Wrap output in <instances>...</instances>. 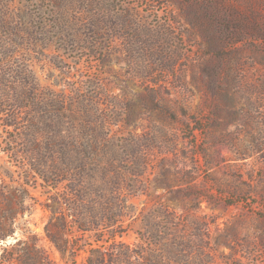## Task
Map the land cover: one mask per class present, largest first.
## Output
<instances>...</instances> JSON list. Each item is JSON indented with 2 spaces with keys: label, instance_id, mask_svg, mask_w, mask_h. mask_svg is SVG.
<instances>
[{
  "label": "rangeland",
  "instance_id": "1",
  "mask_svg": "<svg viewBox=\"0 0 264 264\" xmlns=\"http://www.w3.org/2000/svg\"><path fill=\"white\" fill-rule=\"evenodd\" d=\"M0 109V205L21 210L5 244L94 264L96 238L123 230L160 264H180L171 250L264 264V0H0ZM13 113L39 146L96 147L78 180L116 205L119 227L55 247L44 205L70 200L66 181H42V148L25 157Z\"/></svg>",
  "mask_w": 264,
  "mask_h": 264
},
{
  "label": "trees",
  "instance_id": "2",
  "mask_svg": "<svg viewBox=\"0 0 264 264\" xmlns=\"http://www.w3.org/2000/svg\"><path fill=\"white\" fill-rule=\"evenodd\" d=\"M1 96L5 102L10 99L8 94ZM23 99L24 96H20L16 101L19 103ZM3 111V109H0V113H3ZM40 112V110H33L31 114L35 115ZM19 119L22 120L23 117H20L18 113H13L8 119L4 120V124L11 126L13 130L18 129L19 139L22 141L21 146L26 148L25 157L30 159L31 154L35 155L37 150L40 151V147L42 148L41 162L44 168V172L40 174L42 181L48 184L49 174L53 172L60 183L66 181V196L70 200H66L64 205L59 204V206L44 205L52 214L58 213L56 220H53V217L49 220L50 224L53 222L52 225L56 226L55 230L51 231L47 226L45 227L47 236L55 247L62 252L66 251L69 243L68 239L71 237H66L65 233L74 235L73 229L80 230L85 234L100 230L101 226L104 225L119 227L121 225L118 224L121 215L115 211L117 210L116 205L108 206L104 196L100 194L101 190L91 192L83 181L78 180L84 174H78L76 171L83 172L87 163V159L80 155L88 153V148L96 149V147L88 142H79L63 135L60 136L58 143L55 141L54 145L46 142V146H39L34 142L35 137L28 134L31 129L37 128L33 119H28L29 125L23 130L17 126ZM47 153L51 155V160H49L51 164H49L45 155ZM94 197L96 199H93ZM18 209H20L19 206L0 205V264H52L46 252L36 244L35 240L26 242L17 240L12 244H5L6 239L15 233V217L21 211ZM110 214H113L116 218H108ZM68 226L72 229H68ZM123 232V230H119L105 239L96 238V246H92L89 250L97 255L94 264H160V260L157 258L140 256L134 248L122 242L120 237ZM183 251L186 252V250L180 252H172V250L170 252L168 250V254L170 252L169 259L180 264L189 263L186 262L188 256Z\"/></svg>",
  "mask_w": 264,
  "mask_h": 264
}]
</instances>
